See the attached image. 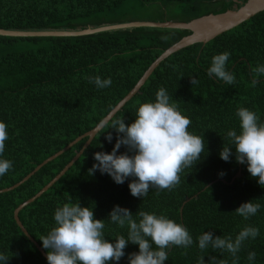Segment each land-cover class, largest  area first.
I'll use <instances>...</instances> for the list:
<instances>
[{"label":"trees","instance_id":"trees-1","mask_svg":"<svg viewBox=\"0 0 264 264\" xmlns=\"http://www.w3.org/2000/svg\"><path fill=\"white\" fill-rule=\"evenodd\" d=\"M237 7L234 0H0V29L82 30L131 21L190 22ZM189 33L131 27L80 36L0 35V121L7 124L9 133L4 155L13 162V168L0 177V189L18 183L46 158L92 129L164 50ZM223 51L230 53L227 66L235 76L233 84L206 73L211 57ZM258 64L264 65V10L205 44H191L170 54L103 128L122 116L129 123L135 118L137 102L155 99L156 90L163 86L190 118L188 130L204 136L206 153L200 161L180 173V183L172 190L150 188L145 197H135L128 180L116 184L98 170L89 175L93 153L110 151L117 136L112 128L100 135L98 131L65 173L19 211L27 233L46 254L39 237L53 225L58 205L79 201L103 219L118 204L134 214L139 208L164 213L188 228L193 245L173 247L166 264H197L201 255L205 261L216 256L232 264L233 257L226 252L202 253L195 239L204 230L234 236L246 223L257 226L260 235L245 242L237 264H248L249 251L257 254L255 264H264V187L245 164L219 156L226 131L238 128L237 107L245 106L264 120V76L253 73ZM95 75L111 77L112 84L97 89L87 79ZM192 77L197 84H191ZM109 132L112 143L105 140ZM85 141L80 139L17 187L0 193V252L10 257L7 264H47L17 225L13 211L51 181ZM124 150L122 146L119 151ZM248 200L260 203L261 208L244 221L234 210ZM105 224L106 235L125 231L107 220ZM137 250V245L129 243L119 264H127V254Z\"/></svg>","mask_w":264,"mask_h":264},{"label":"clouds","instance_id":"clouds-1","mask_svg":"<svg viewBox=\"0 0 264 264\" xmlns=\"http://www.w3.org/2000/svg\"><path fill=\"white\" fill-rule=\"evenodd\" d=\"M229 56L228 51L214 54L206 69L207 75L226 84L235 83V76L227 66ZM253 73L254 77L264 76V65L258 64ZM87 79L97 89L112 84L111 77L95 75ZM197 83L192 77L191 84ZM252 83H256L255 78ZM154 95L155 99L137 102L135 118L129 123H125L122 116L99 131L100 135L106 129H115V143L110 151L94 152V162L88 169L89 175L97 170L108 174L116 184L128 180L131 195L140 198L145 197L150 188H175L180 183V173L193 168L206 153L204 136L188 130L190 118L180 111L167 89L161 86ZM235 116L238 128L226 131L219 156L224 161L234 158L245 164L248 173L264 187V120L245 106L237 107ZM8 139V126L0 121V177L13 168L12 160L4 155ZM105 140L112 143L110 132L105 135ZM122 146L125 150L119 151ZM260 208V203L248 200L240 203L234 211L247 221ZM52 219L54 223L48 232L39 237L46 250L47 264H119L129 243L137 245L138 250L127 254V264H166L173 247L188 249L194 243L188 228L166 214L140 208L134 214L118 204L112 207L107 218L102 219L94 216L93 207L69 200L55 208ZM105 220L125 231L114 236L106 235ZM259 235L257 226L246 223L234 236L214 235L212 231L204 230L196 237L195 243L202 253L226 252L233 257L232 264H237V254L245 242ZM256 255L255 251L248 252V264H255ZM9 258L0 252V264H7ZM197 264L227 262L216 256L205 261L201 255Z\"/></svg>","mask_w":264,"mask_h":264},{"label":"water","instance_id":"water-1","mask_svg":"<svg viewBox=\"0 0 264 264\" xmlns=\"http://www.w3.org/2000/svg\"><path fill=\"white\" fill-rule=\"evenodd\" d=\"M238 4V7L233 10H227L223 13L209 14L199 18H196L190 22H176V21H164V22H154V21H131L125 23H118L112 25H104L94 28H87L82 30H41V31H28V30H7L0 29V35L5 36H80L98 33L107 30L121 29V28H131V27H159V28H171V29H183L189 30L190 33L183 36L173 45L164 50L144 71L142 76L135 83L133 88L89 131L83 133L82 135L75 138L67 146L57 151L55 154L49 156L44 161H42L36 168L27 174L21 181L14 184L13 186L0 189L1 192H5L17 187L20 183L27 180L37 169L43 166L45 163L53 160L63 151L67 150L74 143L82 138H86L82 148L75 154V156L62 168V170L54 176V178L49 181L45 186H43L35 195L26 201L19 204L13 211V217L21 231L34 243L38 250L42 253L44 257L46 254L39 247L36 241L27 233L26 229L23 227L22 223L18 218L19 211L34 201L43 192H45L53 183H55L69 168V166L80 156L83 150L91 142L95 134L100 131L104 125L114 116V114L120 110L124 104L129 101L134 94L137 93L139 88L143 85L145 80L150 76L153 70L163 61L166 57L175 51H178L186 46L195 43L205 44L212 40L214 37L228 31L229 29L239 25L240 23L248 20L258 12L264 10V0H247L245 3H241L238 0H234ZM240 170V169H239ZM181 212V209H180Z\"/></svg>","mask_w":264,"mask_h":264}]
</instances>
